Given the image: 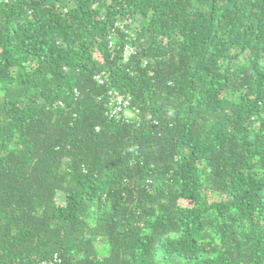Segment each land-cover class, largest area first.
Segmentation results:
<instances>
[{"label":"trees","instance_id":"trees-1","mask_svg":"<svg viewBox=\"0 0 264 264\" xmlns=\"http://www.w3.org/2000/svg\"><path fill=\"white\" fill-rule=\"evenodd\" d=\"M43 263L264 264V0H0V264Z\"/></svg>","mask_w":264,"mask_h":264},{"label":"built area","instance_id":"built-area-1","mask_svg":"<svg viewBox=\"0 0 264 264\" xmlns=\"http://www.w3.org/2000/svg\"><path fill=\"white\" fill-rule=\"evenodd\" d=\"M108 94L110 95V101L108 102V115L110 117H118L121 111L126 107L127 100H125L122 95L112 92V90H110Z\"/></svg>","mask_w":264,"mask_h":264},{"label":"clouds","instance_id":"clouds-1","mask_svg":"<svg viewBox=\"0 0 264 264\" xmlns=\"http://www.w3.org/2000/svg\"><path fill=\"white\" fill-rule=\"evenodd\" d=\"M130 49V48H129ZM125 50H126V52L127 51H131V50H128V48H125ZM125 99V98H124ZM126 100V99H125ZM128 104V103H127ZM127 106V105H126ZM126 113H129L128 115L126 114ZM120 115H123L124 116V119L125 120H130V119H132V117H133V112L131 111V110H129V109H127L126 107L121 111V114H119V116ZM118 116V117H119Z\"/></svg>","mask_w":264,"mask_h":264},{"label":"rangeland","instance_id":"rangeland-1","mask_svg":"<svg viewBox=\"0 0 264 264\" xmlns=\"http://www.w3.org/2000/svg\"><path fill=\"white\" fill-rule=\"evenodd\" d=\"M127 115L129 114V113H126Z\"/></svg>","mask_w":264,"mask_h":264}]
</instances>
